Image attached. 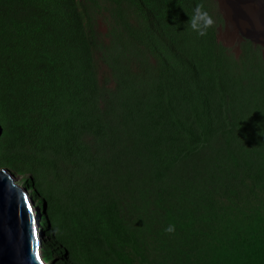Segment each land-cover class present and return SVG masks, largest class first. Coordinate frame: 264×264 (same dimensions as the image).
Returning a JSON list of instances; mask_svg holds the SVG:
<instances>
[{"label":"rangeland","instance_id":"rangeland-1","mask_svg":"<svg viewBox=\"0 0 264 264\" xmlns=\"http://www.w3.org/2000/svg\"><path fill=\"white\" fill-rule=\"evenodd\" d=\"M197 5L208 14L197 15L199 25L212 19L203 35L192 28ZM1 28L0 167L33 195L46 264H89L102 254L87 245L104 230V199L137 206L130 189L141 178L123 183L111 170L118 144L147 148L137 143L146 126L123 141L139 116L161 118L156 133L177 140L190 155L184 164L206 163L199 176L239 194L229 226L264 211V0H0ZM180 162L171 176L184 169ZM146 189V209L121 206L127 225L144 223L124 251L150 252L148 243L158 240L166 246L151 251V264H190L193 245L181 239L176 248L160 233L168 226L164 211L178 199L154 201ZM212 191L221 209L228 195ZM216 214L220 234L227 216ZM208 220L203 237L215 229Z\"/></svg>","mask_w":264,"mask_h":264},{"label":"trees","instance_id":"trees-1","mask_svg":"<svg viewBox=\"0 0 264 264\" xmlns=\"http://www.w3.org/2000/svg\"><path fill=\"white\" fill-rule=\"evenodd\" d=\"M17 10L19 12L21 8L19 7ZM0 34L5 35L2 28L0 29ZM146 100L148 101V99ZM139 107L142 108L141 103H139ZM144 110L148 111L149 109ZM150 111L153 113L154 109ZM131 117L134 118V113ZM139 117L136 124H134V121L130 122L129 128L127 131H124V139L122 135L120 138L124 141L131 135L130 132L134 133L136 129L141 132L143 130H140V128L144 129V126H146V132L138 138L137 143L143 139L147 148L135 147L133 142L118 144V147L113 148L114 155L117 159L115 160L116 165L112 167L111 171L113 177H116L123 183L129 182V180H137L139 176L143 180V183H139L142 182L141 180L134 181L136 186L130 190L132 193L135 192L139 195L140 198L136 201L137 206L134 203L135 201L124 203L122 201H115L116 199L114 198L110 200L104 199V213L107 215L104 219V230L99 238H94L87 245L90 248H98L97 250L102 254L92 256V261L89 264H106V262L99 261L105 260L103 258L99 259V256L103 255L107 257L106 260L108 259L107 264H151L152 259H154V254L158 253L159 250H163L166 246L162 241L159 244L157 240L152 243V246L148 243V247L154 254L151 251L142 250L140 253L134 251L130 256L123 249L127 245L134 248V245L138 241L135 240L137 235L132 234L137 232V229H140L139 232L143 231L144 223L141 228L137 227V225H127V221L120 216V212H122L121 206L126 209L131 205L130 210L132 208L146 209L148 207L147 196L150 197L149 194L151 193L146 188L154 191V201H160L164 195L170 196L166 200L178 199L177 202L174 201L172 210L164 211L166 214H169L166 225H174V231L166 232L165 229L168 227L166 226L163 227L160 233L163 235L162 239L165 238L166 233H169L171 238H174L175 242L177 241L174 244L176 248H178L181 239L188 243L186 246L187 249L193 245L194 253L186 252L185 254V258L190 264H264V211H260L259 209L252 210L244 214V216L242 215L243 220L239 221V224L238 222H234V226H229L232 220L231 216L234 217L237 212L235 200L239 198V194L231 191L228 195L224 191L227 185L218 184V181L214 178L213 180L207 179L206 175L199 176L200 170L205 167L206 163L192 159L190 162H185L184 164L183 161L190 155L186 151L177 149V140L172 136L168 137L164 135L165 130H160L159 136L156 133V124L159 123L161 118L155 116L153 120H147L143 116ZM87 118L86 116L83 122ZM96 131L101 136L107 132V130H103L102 126H97ZM76 134L77 132L73 131V137L70 138L78 141L77 138H74ZM68 135L70 134L68 133ZM164 137L167 138L162 141ZM155 139L158 141L157 144L155 143ZM131 147L135 148L132 149ZM175 151H178V153L176 152L175 154ZM173 154H175V158L169 156H173ZM177 155L179 158H177ZM6 159L2 158L1 160L5 161ZM178 161H182L180 164L184 169L174 176H171V171L176 167V162ZM102 170L94 175L101 174ZM145 176L148 177L145 178ZM30 183L33 186L35 185L33 178ZM225 183L227 184V182ZM141 189L143 191L142 194L139 193ZM212 190L214 192L221 191L228 195L226 197L228 200L227 204L223 206L220 204L221 206H219L221 209L226 208V211L217 208V201L214 199ZM36 193H40L41 195L40 189L37 190L36 188ZM166 200L165 202H167ZM163 206H160L161 211L164 208ZM216 212H223L227 216L224 223L225 231H221L220 234L217 232V225L221 221H218ZM209 217L213 219L215 229L213 234L210 232L206 237H203L201 230H206L203 224L209 222ZM45 222L49 224L47 217ZM108 222L110 225L106 226ZM146 228L149 229L148 226ZM152 232L149 231L150 236ZM154 234L158 235L159 233L157 234L154 231ZM197 238L201 241H198ZM195 244H198V246ZM151 253L152 255H150ZM133 258H136L137 262H134Z\"/></svg>","mask_w":264,"mask_h":264},{"label":"water","instance_id":"water-1","mask_svg":"<svg viewBox=\"0 0 264 264\" xmlns=\"http://www.w3.org/2000/svg\"><path fill=\"white\" fill-rule=\"evenodd\" d=\"M40 225L27 185H19L11 170L0 167V264H46L38 236Z\"/></svg>","mask_w":264,"mask_h":264},{"label":"clouds","instance_id":"clouds-1","mask_svg":"<svg viewBox=\"0 0 264 264\" xmlns=\"http://www.w3.org/2000/svg\"><path fill=\"white\" fill-rule=\"evenodd\" d=\"M195 13L196 15H194L192 17V28L194 30H197L199 32V34L203 35L204 31L207 29L208 26H210L212 24V19L209 17L203 24V26L199 25L197 23V15H199L200 17H205L207 16V12L203 11L200 5H197L196 9H195ZM166 232H172L174 231V225H169L166 229Z\"/></svg>","mask_w":264,"mask_h":264},{"label":"bare ground","instance_id":"bare-ground-1","mask_svg":"<svg viewBox=\"0 0 264 264\" xmlns=\"http://www.w3.org/2000/svg\"><path fill=\"white\" fill-rule=\"evenodd\" d=\"M14 176H15V175H14ZM15 177H16V176H15ZM18 177H19V176H17L16 179L19 180ZM20 180H21V179H20ZM23 183H24V182H23ZM40 228H41V226H40L39 229H38V236H39V238H40V241H42Z\"/></svg>","mask_w":264,"mask_h":264}]
</instances>
